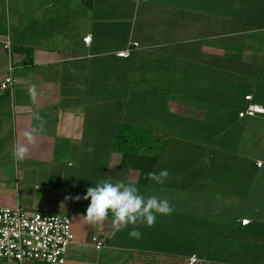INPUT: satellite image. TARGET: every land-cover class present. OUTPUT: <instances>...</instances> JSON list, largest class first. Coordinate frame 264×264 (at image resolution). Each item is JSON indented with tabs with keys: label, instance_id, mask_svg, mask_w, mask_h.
Listing matches in <instances>:
<instances>
[{
	"label": "crops",
	"instance_id": "crops-1",
	"mask_svg": "<svg viewBox=\"0 0 264 264\" xmlns=\"http://www.w3.org/2000/svg\"><path fill=\"white\" fill-rule=\"evenodd\" d=\"M205 3L0 0V83L10 67L16 79L13 89L0 95V207L20 205L28 213L69 214L75 240L64 264H134L139 255L162 252L155 249L181 247L225 250L215 259L202 257L209 262L264 264V168L250 183L253 190L244 199L213 194L205 204L203 193L197 190L200 184L194 194H164L165 182L146 178L143 183L138 169L120 164L117 137L123 122L137 125L140 120H155V109L140 116V91L171 87L169 68L156 66L154 59L170 54L185 57L189 51L191 57H202L227 32L225 22L204 12ZM87 35H91L89 43L83 40ZM6 42L9 48L4 46ZM131 42L138 46L131 47ZM127 48H131L130 57L117 55ZM136 55L143 58L144 65L135 61ZM33 85L35 101L29 94ZM149 99V104L157 100ZM36 113L43 117L45 131L31 146L28 158L15 161L13 145L38 123ZM147 135L150 146L142 151L159 152L162 143L154 140L158 135ZM89 146L94 152L84 150ZM102 180L135 184L146 196L167 198L174 210L169 215L157 214L152 227L140 224L139 239L129 236L132 225L114 228L111 213L106 221L90 224L84 218L90 198L76 201L65 197H83L88 187ZM234 200L242 205L231 212L236 217L232 222L255 217L262 228H203L204 223L214 225L210 224L213 220L203 221L207 206L213 209L207 214L212 219L222 209L218 202H225V207L231 202L234 209ZM187 219L193 220L186 226L200 228L191 229L188 235L172 229ZM95 236L104 240L101 248H97ZM0 264L50 263L0 259Z\"/></svg>",
	"mask_w": 264,
	"mask_h": 264
},
{
	"label": "trees",
	"instance_id": "trees-1",
	"mask_svg": "<svg viewBox=\"0 0 264 264\" xmlns=\"http://www.w3.org/2000/svg\"><path fill=\"white\" fill-rule=\"evenodd\" d=\"M205 1L204 12L225 22L229 26L227 32L222 33L213 51H206L202 57H191L189 51L185 57L170 54L154 59L158 61L156 66L169 68L171 87L140 91V116L155 109V120H140L137 125L123 122L117 137L120 164L138 169L143 183L147 181L148 172L167 170L169 177L163 185L164 194H194L196 185L200 184L204 203L209 202L207 199L213 194L242 200L253 190L250 183L264 168V114L239 117L252 102L264 106V0ZM142 60L136 55L135 61L144 65ZM246 95H252V100H246ZM149 97H155L156 102H146ZM147 133L158 135L154 140L162 143L159 152L142 151L150 146L151 138ZM258 161L263 164L261 168L257 166ZM229 204L231 202L225 207V202H218L222 209L219 208L212 219L207 214L213 209L207 206L209 212H203V221L213 220L210 224L214 225L204 223L203 228H262L255 217L247 218V225L242 223L245 218L239 223L232 222L236 217H232L231 212L242 202L234 200V209ZM191 220L182 221L172 229L188 235L191 229L200 228L185 225ZM214 231L225 238L218 230ZM157 250L162 252L149 255L157 264H168L170 259L178 258L177 253L185 257L194 253L208 259L225 253L221 248L181 247L154 251Z\"/></svg>",
	"mask_w": 264,
	"mask_h": 264
},
{
	"label": "built area",
	"instance_id": "built-area-1",
	"mask_svg": "<svg viewBox=\"0 0 264 264\" xmlns=\"http://www.w3.org/2000/svg\"><path fill=\"white\" fill-rule=\"evenodd\" d=\"M85 43L91 41V35L84 39ZM9 48V43L4 45ZM130 46H138V42H131ZM131 48L120 50L117 55L128 57ZM16 83L13 76V67L9 74L0 83V95L12 90ZM246 100L251 101L252 95H246ZM264 114V106L258 103H250L248 107L239 113V117ZM262 165L261 161L257 162ZM247 225L249 219H242ZM75 240L72 218L66 213H28L22 206L0 207V259L8 262L22 263L26 260H38L50 264H64L67 252ZM97 248L104 245V240L94 237ZM179 264H212L197 254L187 257L173 258L167 263Z\"/></svg>",
	"mask_w": 264,
	"mask_h": 264
},
{
	"label": "clouds",
	"instance_id": "clouds-1",
	"mask_svg": "<svg viewBox=\"0 0 264 264\" xmlns=\"http://www.w3.org/2000/svg\"><path fill=\"white\" fill-rule=\"evenodd\" d=\"M29 94L33 101L36 99L35 86L29 88ZM34 119L38 122L30 129L22 133L23 140L14 143L13 159L23 161L28 158L31 146L37 143V138L45 131L43 117L39 113L34 114ZM88 153L94 152L92 146L84 149ZM169 177L167 170H161L159 173L148 172L147 178L158 184H163ZM90 203L86 209L84 218L90 224L104 222L108 219L109 213L112 214V225L117 230L127 228L132 225L129 232L131 238H141L139 225L144 224L152 227L156 221V215H169L174 208L167 198H160L156 195H145L140 189L131 183L124 181L102 180L93 187H88L86 194L81 197H65V199L89 200Z\"/></svg>",
	"mask_w": 264,
	"mask_h": 264
},
{
	"label": "rangeland",
	"instance_id": "rangeland-1",
	"mask_svg": "<svg viewBox=\"0 0 264 264\" xmlns=\"http://www.w3.org/2000/svg\"><path fill=\"white\" fill-rule=\"evenodd\" d=\"M200 187L198 186L197 187V190L199 189ZM203 189V188H202ZM203 191V190H202ZM152 257L151 256H148V255H139L138 259L136 260V262L134 264H157V262H153L152 261Z\"/></svg>",
	"mask_w": 264,
	"mask_h": 264
}]
</instances>
